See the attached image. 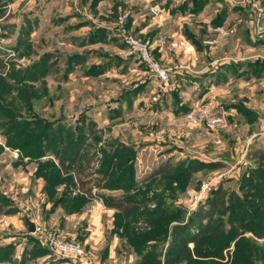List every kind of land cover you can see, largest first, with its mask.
<instances>
[{
  "label": "rangeland",
  "instance_id": "obj_1",
  "mask_svg": "<svg viewBox=\"0 0 264 264\" xmlns=\"http://www.w3.org/2000/svg\"><path fill=\"white\" fill-rule=\"evenodd\" d=\"M49 232L107 264H264V0H0V264H78Z\"/></svg>",
  "mask_w": 264,
  "mask_h": 264
},
{
  "label": "built area",
  "instance_id": "obj_2",
  "mask_svg": "<svg viewBox=\"0 0 264 264\" xmlns=\"http://www.w3.org/2000/svg\"><path fill=\"white\" fill-rule=\"evenodd\" d=\"M127 42L129 43L131 50L137 54V56L145 62L149 68L155 72L156 76L159 78V82L157 84V87H159V90H165L168 88V86L171 85V79L169 78V73L166 69L161 67L159 63L156 61L154 56L152 55V52L150 51V44L148 41H142L140 39H136L132 35L127 36ZM178 44V43H177ZM179 44L185 46L186 43L184 41H181ZM179 46V45H178ZM157 97H155L156 99ZM205 113L204 111H198L195 113H190L189 116L191 118H195L197 120L204 119ZM212 123L218 124L220 122H223V117H213ZM255 135L249 136L247 138V144H250L252 140L254 139ZM210 185L208 183H204L201 187V189L196 193V199L201 200L206 192L209 190ZM36 229H38V226H36ZM46 244L47 247L54 252L55 254L62 256V257H68L76 262L78 264H107L106 262H99L97 256H95L93 253L88 251L84 245L81 243L68 238H62L53 232H49L46 235ZM5 264V263H4Z\"/></svg>",
  "mask_w": 264,
  "mask_h": 264
},
{
  "label": "trees",
  "instance_id": "obj_3",
  "mask_svg": "<svg viewBox=\"0 0 264 264\" xmlns=\"http://www.w3.org/2000/svg\"><path fill=\"white\" fill-rule=\"evenodd\" d=\"M106 199H107V205L109 207H111V208L122 209L124 201L127 202V203L129 202L128 205L126 206L125 210L130 209V208H132V207L137 205L136 202L133 201V200H126V199H122V198H111V197H108ZM4 260H6V257H0V262H3ZM233 262H234V264H251L252 263L248 259H244L243 262H242L241 260H239V258L234 260Z\"/></svg>",
  "mask_w": 264,
  "mask_h": 264
},
{
  "label": "water",
  "instance_id": "obj_4",
  "mask_svg": "<svg viewBox=\"0 0 264 264\" xmlns=\"http://www.w3.org/2000/svg\"><path fill=\"white\" fill-rule=\"evenodd\" d=\"M26 223L28 225L29 232H35L36 231V224L34 221H32L29 217L25 218Z\"/></svg>",
  "mask_w": 264,
  "mask_h": 264
},
{
  "label": "crops",
  "instance_id": "obj_5",
  "mask_svg": "<svg viewBox=\"0 0 264 264\" xmlns=\"http://www.w3.org/2000/svg\"><path fill=\"white\" fill-rule=\"evenodd\" d=\"M234 109H236V106L233 107V110H234ZM53 215H55V213H54Z\"/></svg>",
  "mask_w": 264,
  "mask_h": 264
}]
</instances>
